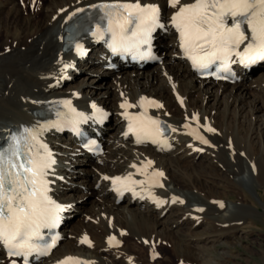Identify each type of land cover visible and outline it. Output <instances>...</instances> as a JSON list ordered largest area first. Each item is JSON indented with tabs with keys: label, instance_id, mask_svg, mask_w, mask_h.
<instances>
[{
	"label": "bare ground",
	"instance_id": "1",
	"mask_svg": "<svg viewBox=\"0 0 264 264\" xmlns=\"http://www.w3.org/2000/svg\"><path fill=\"white\" fill-rule=\"evenodd\" d=\"M197 1L178 0L172 6L170 0H24L23 7L18 0H0V147L10 141L4 150L8 151L12 137L25 129L32 131L55 161L48 177V196L66 212L77 208V199L67 198L63 188L79 176V166L71 164L77 161L90 166L86 177L90 192L101 203L93 224L65 226L68 220H64L60 245L36 264L73 260L85 264H211L218 245L229 244L251 217L263 215L248 207L241 181L255 173L254 184L264 188V68L249 82L253 70H242L241 80L234 84L199 79L181 51L178 20L172 19L182 7ZM106 3L159 9L154 55L162 66L145 62L134 67L137 77L132 80L122 69L133 64L122 58L111 60L98 36H84L73 51H63L65 28L71 20L84 9ZM81 64L99 78L109 65H116L107 73L114 85L99 93L103 98L94 93L109 83L99 84L96 79L66 87L79 74ZM208 96L215 98L211 106L205 105ZM63 101H70L71 108L89 117L81 126L100 137L109 157L88 154L71 136L72 124L65 118L69 108ZM93 105L107 112L104 121L112 124L104 128L106 122L100 121ZM37 111L41 114L36 115ZM137 115L158 121L171 133L155 143H138L129 130ZM31 143L36 146L28 151L34 154L39 144ZM222 143L235 153L228 155ZM116 178L132 185L131 196L119 198L112 185ZM228 185L237 198L232 209L223 197ZM85 237L93 241V247L82 242ZM202 241L213 245L200 247ZM4 247L0 242V264H14ZM261 256L264 262V250Z\"/></svg>",
	"mask_w": 264,
	"mask_h": 264
},
{
	"label": "snow or ice",
	"instance_id": "2",
	"mask_svg": "<svg viewBox=\"0 0 264 264\" xmlns=\"http://www.w3.org/2000/svg\"><path fill=\"white\" fill-rule=\"evenodd\" d=\"M170 2L172 6H175L178 0H170ZM102 7L109 10L106 12L109 26L105 31L111 33L109 47L113 52L132 50L139 52L141 45L149 43L150 34L158 25L159 9L156 6L141 7L139 4H121L103 5ZM117 7L125 10L134 9L138 14L133 15L130 11L129 16L125 17L123 22L114 21L112 10ZM208 7L220 9L212 20H209L206 13ZM192 9H199V12L185 17V13ZM228 15L233 18L243 17V20H234L232 26L228 27L224 19ZM178 17L184 18L182 23H176L183 40L182 46L186 51H195L198 47L204 52L203 56H192L194 65L206 68L216 60H222L226 71L233 56L240 63L264 60V0H223V2L212 0L210 4L206 0H198L197 4L182 7L177 16H173V21H177ZM242 23L248 24L251 37H246L241 30ZM127 24L133 25V31L128 36L125 35ZM203 25H207L206 31ZM100 38H104V32H100ZM246 39L247 44H245ZM197 40L202 41L198 46L195 43ZM242 44H245L243 50L238 51ZM208 45L211 50H208ZM63 103L69 108V113L65 114L66 121L73 126L89 118L71 108L70 101H63ZM126 106L131 107L132 105H121V107ZM92 107L99 113L100 118H103L104 114L100 112V109L95 105ZM151 123L157 125V133L162 132L158 121L152 120ZM129 130H132L131 125ZM32 141L39 144L34 154L28 151L29 148L36 146L31 143ZM137 142H140L139 137H137ZM155 142L154 139L153 143ZM203 143L207 144L208 141L203 140ZM54 163L52 153L47 146L39 143L37 136L28 129L12 137V144L8 151L0 150V242L9 247L10 255L26 257L32 251L47 255V250L55 245V239L42 249L34 243V240L43 239L40 229L55 227L60 219L59 213L64 210L47 194L51 183L48 177ZM160 175L163 174L160 173ZM220 206L223 207V204ZM82 242H87V237Z\"/></svg>",
	"mask_w": 264,
	"mask_h": 264
},
{
	"label": "rangeland",
	"instance_id": "3",
	"mask_svg": "<svg viewBox=\"0 0 264 264\" xmlns=\"http://www.w3.org/2000/svg\"><path fill=\"white\" fill-rule=\"evenodd\" d=\"M21 1L24 2V0H18V4L23 6ZM32 11L33 10H30L31 13ZM40 12H37V13H40ZM28 14L29 12H27V15ZM6 53H8V51H6ZM89 55L90 57L92 56V58L97 56V54L95 55L89 54ZM154 65L162 66V62L154 63ZM131 66L133 65H128V66L123 67L122 72H124V74L126 76H129L132 80H135L137 77V72H133L132 69H136V68L131 67ZM91 71L92 69H89V66H86V64L78 65L79 74L74 75L73 78L66 83V87H69L70 85L77 86L82 82H89L90 78L96 79L97 82H99V84L103 82L109 83L107 85L103 83L104 85L100 89L96 90V92L94 93L95 97L103 98L104 95L99 94V93L105 92L107 90L106 86L114 85V82L109 77L110 74H107L108 71L111 72L112 70H106L107 73L102 74L103 76H101V78L95 75H91L92 74ZM259 71L260 69H257L253 73H251L250 74L251 77L250 79H248V82L251 81V79L259 77V74H260ZM111 90L113 92L115 91L114 88H111ZM254 96H255L254 94L250 95L249 99H252ZM208 98H209V101H207ZM196 101L200 105L201 99L199 97L196 98ZM214 101H215L214 96H208L206 98L205 105L208 102L209 105L211 106L214 103ZM201 120L204 121V117H202ZM111 122H112L111 120L106 122V124L104 125V128H106ZM112 130L113 129H111L110 132H112ZM217 134L219 135V133ZM63 140H65L64 143L69 144L68 141H66L68 140L67 137H64ZM221 148L225 149L228 155H230L232 152L235 153L232 147H230V149H227L223 143H222ZM225 150L224 152H226ZM166 153H169V152H166ZM103 156L109 157L110 154L107 153L106 151V153ZM214 162H215V165L219 167V169L224 170V167L222 164H219L217 160H215ZM71 164L72 166L78 165L81 171L78 173L79 176L74 178V181L69 180L67 185H64L63 188L64 190H66V194L68 196L67 198L72 197V198L77 199L78 206L76 209H74V211L67 209L65 219H67L68 222L65 224V226H69L70 223L72 224L74 223V225L79 224V226L85 225V224H93L96 220L94 217L97 216L96 215V211L98 210L97 207L100 206L101 203L99 199L100 197H97L91 194L90 192L92 191V188L89 187V184L91 182H89L88 178H86V177H89L88 172H89L90 166L86 165L83 162H77V161H73L71 162ZM252 174L253 173H251L249 177H245L241 181V185L244 187L245 194L247 198L249 199V202H247L248 207L253 206L254 209H259V211H261L263 215H255L254 217H251L244 225H242L239 228L237 235L234 237V239L228 241L230 245L225 244L223 242L220 245H218L217 250L213 252V254L215 255L214 262H212L211 264H264V262L262 261V256H261V250H264V188H257V185L254 184L255 183V180H254L255 173L254 175ZM217 181L222 182V179L221 180L217 179ZM219 186L216 185V189L219 191H222L221 189L223 188H219ZM230 189H231L230 185L226 186V188L224 189L226 195L223 197L227 205L231 208L235 206L234 201L236 202L237 198L236 196L233 195V193H231ZM195 192L197 193L198 191L196 190ZM130 193H132L131 190L127 192L126 194H124V197H129V195L131 196L132 194ZM119 198H123V197L121 196ZM192 204L195 205L194 202H192ZM123 205H124V201L121 200L119 202V206L121 207V209ZM157 208L159 209V207ZM167 215L168 213L165 216ZM93 219H94V222H93ZM199 221H200V218L198 221H196V223L199 224ZM210 242L211 241H206V242L202 241L198 245L200 247H206L207 249H210V247H212L213 245V243H210ZM92 244H93V241L88 239L87 245L89 246V248L90 246H92ZM137 244L141 245V242H138ZM198 245L194 243L193 249H197L196 246ZM168 249H170V247H168ZM226 252H229V254H224ZM223 254L225 255L224 257H223ZM151 258H153V256H151ZM150 261L152 263L154 262L153 259H151ZM175 263L178 264V262H175Z\"/></svg>",
	"mask_w": 264,
	"mask_h": 264
}]
</instances>
